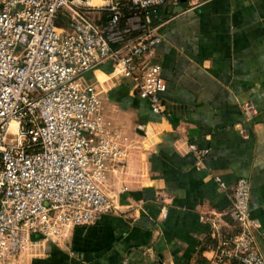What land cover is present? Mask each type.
Masks as SVG:
<instances>
[{
  "label": "crops",
  "instance_id": "obj_1",
  "mask_svg": "<svg viewBox=\"0 0 264 264\" xmlns=\"http://www.w3.org/2000/svg\"><path fill=\"white\" fill-rule=\"evenodd\" d=\"M103 2L92 0L89 13L109 28ZM126 16L134 26L122 39L126 20L107 30L121 54L140 34L133 12ZM152 25L162 40L137 63L161 64V112L114 57L80 76L100 90L105 116L139 142L107 173L118 208L56 242L34 234L0 264H240L213 260L214 241L238 230L229 210L240 176L251 180L264 255V0H168Z\"/></svg>",
  "mask_w": 264,
  "mask_h": 264
},
{
  "label": "built area",
  "instance_id": "obj_2",
  "mask_svg": "<svg viewBox=\"0 0 264 264\" xmlns=\"http://www.w3.org/2000/svg\"><path fill=\"white\" fill-rule=\"evenodd\" d=\"M167 1L104 0L107 28L90 15L92 0H0V262L25 250L34 234L56 242L75 225L118 208L107 173L125 166L139 142L105 116L100 90L80 76L114 57L118 72L161 112L160 92L167 87L161 64L140 66L137 57L162 40L152 24ZM127 5L140 34L121 54L107 30L120 24ZM63 9L68 28L58 25ZM125 20L129 25L117 39L133 29ZM251 191V180L240 176L229 210L238 230L214 241L216 263L264 264Z\"/></svg>",
  "mask_w": 264,
  "mask_h": 264
},
{
  "label": "trees",
  "instance_id": "obj_3",
  "mask_svg": "<svg viewBox=\"0 0 264 264\" xmlns=\"http://www.w3.org/2000/svg\"><path fill=\"white\" fill-rule=\"evenodd\" d=\"M178 1L180 2L181 0H178ZM161 7H162V6H160L159 9H161ZM130 12H133V9H131L128 5L125 6V7H124V13H125V16L121 19V21H124V20L126 19V15H128ZM62 13H64V9L60 11V16H59V20H58V25H59V26H66V27H68V26H69V23H70L69 15H67L68 18H67V20H65V17H64V15H63ZM121 21H120V22H121Z\"/></svg>",
  "mask_w": 264,
  "mask_h": 264
},
{
  "label": "rangeland",
  "instance_id": "obj_4",
  "mask_svg": "<svg viewBox=\"0 0 264 264\" xmlns=\"http://www.w3.org/2000/svg\"><path fill=\"white\" fill-rule=\"evenodd\" d=\"M63 15H64V17H65V20H67V18H68V10L67 9H65L64 10V13H62ZM31 249L29 248L28 249V251H26L27 253L30 251ZM21 253V252H20ZM20 253H18L17 255H15V256H18Z\"/></svg>",
  "mask_w": 264,
  "mask_h": 264
}]
</instances>
